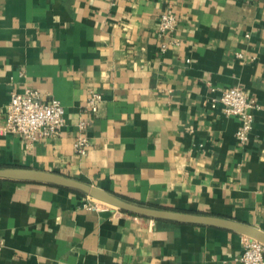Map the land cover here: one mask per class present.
Here are the masks:
<instances>
[{"label":"crops","instance_id":"0c3cea01","mask_svg":"<svg viewBox=\"0 0 264 264\" xmlns=\"http://www.w3.org/2000/svg\"><path fill=\"white\" fill-rule=\"evenodd\" d=\"M166 7L170 33L158 29ZM233 86L257 103L245 144L240 118L210 105ZM25 88L61 102L59 135L26 143L4 131L10 92ZM91 91L102 95L95 114ZM80 120L84 155L73 146ZM0 167L264 231V0H0ZM86 197L2 181L0 264H241V233L114 207L102 215Z\"/></svg>","mask_w":264,"mask_h":264},{"label":"built area","instance_id":"2783aa9c","mask_svg":"<svg viewBox=\"0 0 264 264\" xmlns=\"http://www.w3.org/2000/svg\"><path fill=\"white\" fill-rule=\"evenodd\" d=\"M176 25L177 19L174 13L169 7H166L159 18L158 29L162 33H170L174 31ZM39 96V92L32 88H25L23 92L11 91L5 110L4 131L19 135L26 143L59 135L66 124L63 105L54 97L42 101ZM101 101L102 95L99 92L91 91L88 94L85 109L95 114ZM218 104L222 106L226 115L240 118L236 139L238 143L245 144L252 129L253 114L251 110L257 106L254 97L248 95L241 87L233 86L221 89L216 97L210 99L212 107ZM88 124L89 122L85 120H80L77 123L78 135L74 139L73 146L79 155H84L89 145L88 138L84 133ZM86 198L85 205L94 210L104 211L112 207L91 197L87 196ZM242 245L243 250L238 257L241 264H264L263 243L242 235Z\"/></svg>","mask_w":264,"mask_h":264},{"label":"water","instance_id":"95a60500","mask_svg":"<svg viewBox=\"0 0 264 264\" xmlns=\"http://www.w3.org/2000/svg\"><path fill=\"white\" fill-rule=\"evenodd\" d=\"M0 179L38 182L73 189L130 214L149 217L155 220L220 227L252 237L264 244V231L249 224L210 214L171 210L133 202L106 189L56 172L27 167H0ZM100 213L102 215H110V210H104Z\"/></svg>","mask_w":264,"mask_h":264},{"label":"trees","instance_id":"16d2710c","mask_svg":"<svg viewBox=\"0 0 264 264\" xmlns=\"http://www.w3.org/2000/svg\"><path fill=\"white\" fill-rule=\"evenodd\" d=\"M2 181H4V179H0V183L2 182ZM70 190H73V189H70ZM73 191H75V192H78V191H76V190H73ZM80 193V192H79ZM82 194V193H81ZM84 195V194H83Z\"/></svg>","mask_w":264,"mask_h":264}]
</instances>
